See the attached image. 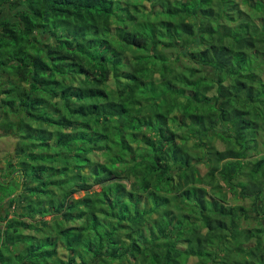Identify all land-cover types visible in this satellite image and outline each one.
<instances>
[{"label":"trees","instance_id":"1","mask_svg":"<svg viewBox=\"0 0 264 264\" xmlns=\"http://www.w3.org/2000/svg\"><path fill=\"white\" fill-rule=\"evenodd\" d=\"M13 127L0 264H264V0H0Z\"/></svg>","mask_w":264,"mask_h":264},{"label":"rangeland","instance_id":"2","mask_svg":"<svg viewBox=\"0 0 264 264\" xmlns=\"http://www.w3.org/2000/svg\"><path fill=\"white\" fill-rule=\"evenodd\" d=\"M15 133H14V132ZM18 129L13 127L11 131V137H2L0 139V168L6 167V163L13 157L14 155V147L18 141L17 132ZM96 191H100V187L96 186L94 188ZM85 196V192H82L78 195H75V199H79Z\"/></svg>","mask_w":264,"mask_h":264}]
</instances>
